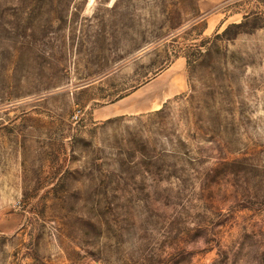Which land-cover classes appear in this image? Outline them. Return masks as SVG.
<instances>
[{
  "label": "rangeland",
  "instance_id": "rangeland-1",
  "mask_svg": "<svg viewBox=\"0 0 264 264\" xmlns=\"http://www.w3.org/2000/svg\"><path fill=\"white\" fill-rule=\"evenodd\" d=\"M0 264H264V0H0Z\"/></svg>",
  "mask_w": 264,
  "mask_h": 264
},
{
  "label": "crops",
  "instance_id": "crops-1",
  "mask_svg": "<svg viewBox=\"0 0 264 264\" xmlns=\"http://www.w3.org/2000/svg\"><path fill=\"white\" fill-rule=\"evenodd\" d=\"M178 60L171 66L133 88L122 98L105 102L103 106L93 108L94 120H107L124 115H137L159 109L165 101L182 90L183 74ZM96 99L92 98V102Z\"/></svg>",
  "mask_w": 264,
  "mask_h": 264
},
{
  "label": "trees",
  "instance_id": "trees-1",
  "mask_svg": "<svg viewBox=\"0 0 264 264\" xmlns=\"http://www.w3.org/2000/svg\"><path fill=\"white\" fill-rule=\"evenodd\" d=\"M244 24H246V23H242V25H244ZM123 96H120L119 98H122Z\"/></svg>",
  "mask_w": 264,
  "mask_h": 264
}]
</instances>
